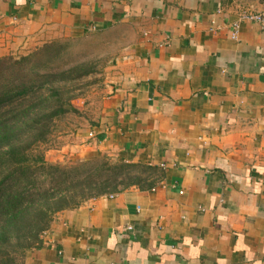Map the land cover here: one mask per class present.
I'll use <instances>...</instances> for the list:
<instances>
[{
  "label": "crops",
  "instance_id": "crops-1",
  "mask_svg": "<svg viewBox=\"0 0 264 264\" xmlns=\"http://www.w3.org/2000/svg\"><path fill=\"white\" fill-rule=\"evenodd\" d=\"M245 11L264 0H0V57L104 38L71 157L152 169L56 215L26 264H264V29L233 40Z\"/></svg>",
  "mask_w": 264,
  "mask_h": 264
},
{
  "label": "trees",
  "instance_id": "trees-1",
  "mask_svg": "<svg viewBox=\"0 0 264 264\" xmlns=\"http://www.w3.org/2000/svg\"><path fill=\"white\" fill-rule=\"evenodd\" d=\"M68 51L54 42L20 58L0 57V264H16L14 255L40 247L59 213L146 184L152 172L103 156L70 167L33 156L54 121L76 111L66 86L94 73Z\"/></svg>",
  "mask_w": 264,
  "mask_h": 264
},
{
  "label": "rangeland",
  "instance_id": "rangeland-1",
  "mask_svg": "<svg viewBox=\"0 0 264 264\" xmlns=\"http://www.w3.org/2000/svg\"><path fill=\"white\" fill-rule=\"evenodd\" d=\"M62 43L68 44V53L75 64L91 65L94 73L66 86L65 93L67 98L70 97V104L73 105L76 111L55 120L51 125V133L48 135V139L45 142L38 143L34 147L35 151L32 154L35 157L43 158L50 165L70 167L78 162L68 152L69 140L73 133H76L82 126H86L90 122L95 112L94 104L98 102L99 95L102 92L101 89L104 87L110 56L102 36H85L81 39ZM10 56L15 58L22 57L11 54ZM66 148L67 151H64ZM89 159V156H85L82 158L83 161L79 162ZM27 253L24 258L14 255V258L16 256V264H26Z\"/></svg>",
  "mask_w": 264,
  "mask_h": 264
},
{
  "label": "built area",
  "instance_id": "built-area-1",
  "mask_svg": "<svg viewBox=\"0 0 264 264\" xmlns=\"http://www.w3.org/2000/svg\"><path fill=\"white\" fill-rule=\"evenodd\" d=\"M243 23H256L259 24L263 29H264V11L260 12H254V11H245L242 12L239 16L238 19L232 23V29H231V34H232V39L237 40L241 26ZM90 139H95V134L90 133L89 134ZM129 230H133L132 227H128Z\"/></svg>",
  "mask_w": 264,
  "mask_h": 264
}]
</instances>
